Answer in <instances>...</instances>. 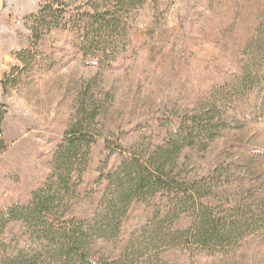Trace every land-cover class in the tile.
<instances>
[{"label":"rangeland","instance_id":"obj_1","mask_svg":"<svg viewBox=\"0 0 264 264\" xmlns=\"http://www.w3.org/2000/svg\"><path fill=\"white\" fill-rule=\"evenodd\" d=\"M54 1L0 0V212L31 201L81 118L98 142L69 217L96 224L115 189L100 179L176 134L183 174L205 181L209 203L264 212V0H136L126 52L110 68L84 59L68 29L33 40V16ZM59 1L71 18L97 0ZM192 117L209 132L187 142ZM192 222L167 196L135 202L95 253L107 264H264V227L232 247L200 248L183 234ZM25 233L13 222L5 238L21 248Z\"/></svg>","mask_w":264,"mask_h":264},{"label":"trees","instance_id":"obj_2","mask_svg":"<svg viewBox=\"0 0 264 264\" xmlns=\"http://www.w3.org/2000/svg\"><path fill=\"white\" fill-rule=\"evenodd\" d=\"M135 1L97 0L90 11L80 10L71 18L66 17V7L59 0L47 3L32 18L33 40L38 42L53 30L68 29L78 37L84 59L110 68L129 44ZM146 1L139 0V4ZM10 76L9 79L15 78L13 73ZM194 118L182 128V137L187 142L197 131L209 132L203 121ZM176 135L166 137L165 144L151 153L133 149L117 170L100 179L108 183L107 191L114 185L115 189L103 200L100 220L92 224L68 215L79 197L78 189L87 167L85 158L91 145L98 142L95 135L89 137L83 119H79L67 133L55 158L54 171L33 192L31 201L19 202L0 212V264H107L95 253V242L111 233L119 234L122 220L135 202H146L158 195L167 196L171 209L182 207L190 211L193 222L183 234L200 248L232 247L251 231L264 227V212H259V208L253 210L247 202L231 201L221 206L208 202L215 195L206 188L205 181L183 174L176 155L179 150ZM13 222L26 230L27 241L21 248L18 242L11 244L5 238Z\"/></svg>","mask_w":264,"mask_h":264},{"label":"built area","instance_id":"obj_3","mask_svg":"<svg viewBox=\"0 0 264 264\" xmlns=\"http://www.w3.org/2000/svg\"><path fill=\"white\" fill-rule=\"evenodd\" d=\"M16 61H17V64L18 65H16L15 67H17V68H19L20 67V60H18V59H16ZM14 75V74H13ZM1 112H2V109H1V107H0V115H1ZM3 138V134H2V132H0V140Z\"/></svg>","mask_w":264,"mask_h":264}]
</instances>
